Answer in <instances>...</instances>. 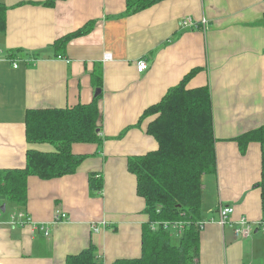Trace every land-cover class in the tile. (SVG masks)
<instances>
[{
	"label": "crops",
	"instance_id": "0c3cea01",
	"mask_svg": "<svg viewBox=\"0 0 264 264\" xmlns=\"http://www.w3.org/2000/svg\"><path fill=\"white\" fill-rule=\"evenodd\" d=\"M44 1L0 0L6 7L0 33V169L25 167L27 109L90 103L98 88L92 80L96 67L103 77L102 143L72 144L73 153L85 155L74 174L29 176L26 204L16 205V213H5L12 204L0 196V264H64L67 255L90 243L103 264L140 256L148 215L126 161L155 150L157 142L146 133L150 118L136 123L193 68L200 70L187 88L210 87L217 164L215 175L202 177L205 225L197 264H264V214L255 185L262 145L251 142L241 153L234 140L264 125V0H161L131 14L125 0H58L52 7ZM187 17L197 26H181ZM91 20L89 33L56 52V39ZM140 59L147 63L142 72L136 68ZM91 172L103 176L96 196L89 191ZM228 205L233 212L220 224L218 210ZM57 210L67 219L55 222ZM20 213L30 222L20 224ZM240 218L249 222V237L234 233Z\"/></svg>",
	"mask_w": 264,
	"mask_h": 264
},
{
	"label": "trees",
	"instance_id": "16d2710c",
	"mask_svg": "<svg viewBox=\"0 0 264 264\" xmlns=\"http://www.w3.org/2000/svg\"><path fill=\"white\" fill-rule=\"evenodd\" d=\"M56 1L46 0L41 4L52 7ZM158 1L161 0H125V12L131 14ZM5 10L0 3V33L6 28ZM94 22L88 21L56 39L53 43L56 52L64 50L72 39L89 33ZM17 53L20 50L13 54ZM199 70H189L157 103L144 109L136 123L140 126L150 118L146 133L157 142L155 150L129 156L126 161L128 172L135 177L136 194L145 202L148 221L142 225L140 256L118 258L111 264H197L202 177L215 175L217 171L210 87L187 88V83ZM92 80L102 88L100 67L94 68ZM101 95L88 104L27 109L24 121L29 145L26 164L21 169H0V196L23 208L29 176L50 180L76 173L85 155L73 153L72 144L102 143ZM234 140L241 153L251 142L262 145L260 180L255 185L260 189L264 214V125L246 131ZM43 145L47 147L40 148ZM103 184L101 172L88 174L92 196L101 193ZM163 222L183 224L176 243L171 241L172 229H165ZM64 264H103V261L97 255L95 245L90 243L81 251L67 255Z\"/></svg>",
	"mask_w": 264,
	"mask_h": 264
},
{
	"label": "built area",
	"instance_id": "2783aa9c",
	"mask_svg": "<svg viewBox=\"0 0 264 264\" xmlns=\"http://www.w3.org/2000/svg\"><path fill=\"white\" fill-rule=\"evenodd\" d=\"M180 25L183 26V27H194V26H197L195 23H193L191 21V19L189 17L182 19L181 22H180ZM14 67H17V64H14ZM136 68H137L138 72L144 71L147 68L146 61L143 60V59H140L139 61H137ZM218 212H219L221 224H223V223H225L224 221L228 220L229 216L233 212V208L231 206H229V205L228 206H221L219 208ZM66 219H67V216H66L65 213H63L62 211H58V210L55 211V213H54V221L55 222L64 221ZM11 220H12V222L16 221L14 215H11ZM18 221H19L20 224L23 225L24 223L30 222V218L27 215H25L23 213H20L18 215ZM203 223L205 224V222H203V221H199L197 223L199 229L203 228V226H204ZM162 225H163V227L165 229L171 228L172 231L174 230L177 234H179V235L181 234V228H182L183 224L180 223V222H174L173 224H170L168 222H163ZM238 225L239 226L235 227V229H234V233H235L236 236L245 237L251 232V227H250L249 222H248L247 219L240 218L239 221H238ZM154 227L155 226H153V229H154ZM41 229L43 230V232H44V234L46 236L49 234L48 229H46L44 225L41 226ZM94 230L97 231L98 228L96 226H94Z\"/></svg>",
	"mask_w": 264,
	"mask_h": 264
},
{
	"label": "rangeland",
	"instance_id": "374dc122",
	"mask_svg": "<svg viewBox=\"0 0 264 264\" xmlns=\"http://www.w3.org/2000/svg\"><path fill=\"white\" fill-rule=\"evenodd\" d=\"M205 21V19H203L202 20V22H204ZM195 27V26H194ZM106 57H108V55H105ZM146 70V69H145ZM6 201L8 202V203H11L12 204V206L10 207V206H8V208L6 209V214H9L10 212H13V213H16L17 212V206H16V204L14 203V202H12V201H9V200H7L6 199ZM201 221V220H200ZM219 223L221 224V220H220V216H219ZM228 221V220H227ZM227 221H224L225 223L227 222ZM207 223V222H206ZM204 224V223H203ZM224 224V223H223ZM205 225V224H204ZM197 226H198V224H197ZM201 230V229H200ZM252 234V230H251V232L247 235V236H245V237H242V236H239V237H242V238H246V237H249L250 235ZM171 241H172V243H176L177 241H178V237L176 236V234L175 233H172V235H171ZM257 256H259V253L257 252ZM258 261V260H257Z\"/></svg>",
	"mask_w": 264,
	"mask_h": 264
},
{
	"label": "water",
	"instance_id": "95a60500",
	"mask_svg": "<svg viewBox=\"0 0 264 264\" xmlns=\"http://www.w3.org/2000/svg\"><path fill=\"white\" fill-rule=\"evenodd\" d=\"M100 92H101L100 88H97V89H95V93H94V95L97 96L98 94H100ZM0 210H1L2 212L5 211V205H4V204H2V205L0 206Z\"/></svg>",
	"mask_w": 264,
	"mask_h": 264
}]
</instances>
